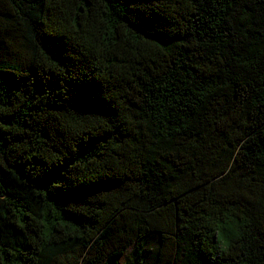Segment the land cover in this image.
<instances>
[{"label":"trees","instance_id":"1","mask_svg":"<svg viewBox=\"0 0 264 264\" xmlns=\"http://www.w3.org/2000/svg\"><path fill=\"white\" fill-rule=\"evenodd\" d=\"M264 264V0H0V264Z\"/></svg>","mask_w":264,"mask_h":264},{"label":"rangeland","instance_id":"2","mask_svg":"<svg viewBox=\"0 0 264 264\" xmlns=\"http://www.w3.org/2000/svg\"><path fill=\"white\" fill-rule=\"evenodd\" d=\"M146 264H151V262H146Z\"/></svg>","mask_w":264,"mask_h":264}]
</instances>
